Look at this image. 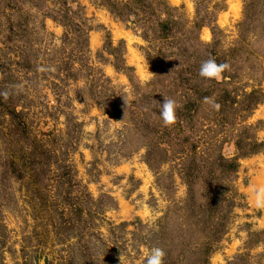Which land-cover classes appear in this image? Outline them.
<instances>
[{
    "label": "rangeland",
    "instance_id": "1",
    "mask_svg": "<svg viewBox=\"0 0 264 264\" xmlns=\"http://www.w3.org/2000/svg\"><path fill=\"white\" fill-rule=\"evenodd\" d=\"M132 1L67 0L65 12L52 0H0V93L51 153L32 177L23 161L31 141L8 140L0 96V264H142L152 247L164 250L163 264H264V210L246 196L250 182L264 183V100L253 106L245 96L264 95V0H161L160 7L143 0L151 7L134 10L116 3ZM112 10L138 15L126 21ZM142 10L169 15L175 50L161 40L157 17L145 20ZM201 20L211 25L198 28ZM11 22L25 32L11 34ZM211 50L238 56L227 62L234 79L226 88L237 102L226 110L228 123L204 104L190 134L176 139L175 123L164 126L156 114L154 129H144L137 114L149 97L174 93L168 83L178 58L167 55ZM146 61L154 75L142 82ZM223 77L215 82H229ZM238 136L262 147L238 160L236 175L221 174L212 161L234 159ZM194 145L209 160L190 190L180 158ZM216 183L232 192L210 210L207 191ZM68 220L73 228L61 232Z\"/></svg>",
    "mask_w": 264,
    "mask_h": 264
},
{
    "label": "trees",
    "instance_id": "2",
    "mask_svg": "<svg viewBox=\"0 0 264 264\" xmlns=\"http://www.w3.org/2000/svg\"><path fill=\"white\" fill-rule=\"evenodd\" d=\"M56 5H59L62 10H65V12H68L70 10L68 8V2L67 0H52ZM143 0H133L132 6H130L128 3H119L116 2L117 5H123L128 9L129 7L134 10L135 4L141 3ZM119 3V4H118ZM142 4V8L149 9L151 6H146L145 4ZM158 7L162 6V1L158 0ZM164 7V6H163ZM60 9V10H61ZM130 10V9H129ZM164 11V8H163ZM147 12H144L142 10V17L145 20H149L150 18L155 19L157 17L158 20V29L160 31L161 40H165L166 43L170 45V50L174 49L175 44V34H172V25L174 22L170 20L169 15H166L165 19H162L159 15L157 16L156 12L150 11L148 14ZM112 14L118 18H122L126 21H129L132 16H137L136 12H133L132 15L125 13V18H123L124 14H121V12H115L112 10ZM155 17V18H154ZM165 17V16H164ZM198 28H202L205 25L210 26L211 22H205L203 20L198 21ZM24 24H14L10 23L9 26V32L11 34H19L20 32H25L26 27L23 26ZM158 31V32H159ZM212 32L214 33V28H212ZM156 33V31H155ZM174 35V36H173ZM145 37V36H144ZM147 37V36H146ZM181 37V36H179ZM217 42L213 44V48H216ZM173 51V50H172ZM209 56L203 57L201 55L194 54L190 56H185L182 54H177L176 52H171L167 55V57L178 58L177 61L171 62V75L169 77V85L171 87L169 88H175L174 93L171 96H164L167 98H171L177 102L179 107L176 110V122L174 124L175 130H177V133L175 134L176 139L179 138L180 134L182 132L184 134H190L193 131L195 118L200 110H203L204 108V97H213L214 91H219L216 98H214L215 102L219 104L218 110H213V118L215 121H217L221 126H225L226 123H228V116L226 114V110L228 107H232L235 105L236 98L232 96V93L226 88L227 84L232 82L234 79V75L229 73V68L225 70L223 74V78L229 79V82H223V83H216L215 80H207L204 78H201L198 75V69L202 61L207 59H213L218 64H227L229 61L237 60V55L234 54L230 56L229 59H227L225 56H217L218 54L211 50L209 52ZM172 60H175V59ZM22 60L24 62L25 58ZM182 60V61H181ZM214 84V85H206L205 84ZM218 87V88H216ZM256 92H252L248 95H245L246 98H248L249 105L253 104V106H257L264 100V95H256ZM164 97H159L158 99L154 96L149 97V104L148 108L144 109V112L138 113L137 118L139 119L140 125L144 127V129L148 131H152L154 129L153 122L155 121L154 115H158L159 111V104L163 103ZM109 99L106 100V102H102L104 105L105 103H108ZM161 101V102H160ZM2 103V102H1ZM2 113H4V116H7L10 119V127H9V134L8 140L17 139L18 141L24 140L31 141L32 151L30 154H26L23 156V161L26 159L27 163L24 165H30L32 168L30 172H32L31 176L35 177L37 176L36 166H46L51 158V153L44 150L43 146H40L41 144L37 142L35 138L31 139L29 128L27 127V124L24 120L25 113L24 112H18L17 107L14 104L13 98H6V102L1 105ZM252 107V106H251ZM250 109V107H249ZM159 116V115H158ZM154 120V121H153ZM135 125V124H134ZM168 131L165 130V134ZM168 134V133H167ZM163 137V136H162ZM247 140L243 138V136H238V140H236V150L237 154L236 157L232 160L226 159L222 154H219L217 157H215L212 161V164L218 168L221 169V174L226 175H236L238 172V169L240 167L238 160L240 158H245L251 155H254L260 151V148L262 145H257L253 143V141L247 142L248 144H245ZM198 146L194 145L189 150L182 149L181 152V162L182 161H188V165L186 168H184V177L187 180V184L189 189L191 190L192 185L194 184L195 179H198L197 177H192L194 173L203 174L206 166L203 165L202 167H199L200 163L208 162V155H205V151L199 150L197 148ZM147 149V146H146ZM149 154V153H148ZM147 154V155H148ZM206 156V157H205ZM26 167V166H24ZM28 167V166H27ZM20 168V167H17ZM27 170V169H26ZM22 171V170H21ZM20 172V171H19ZM25 172V170L23 171ZM213 171H211L212 173ZM197 174V175H198ZM20 178H22V172H20ZM232 192L229 189H226L223 185H219L216 183L214 186L210 187L207 191V197H208V208L210 210H216L218 209L222 203H225L229 199L228 193ZM64 200L68 201V198H64ZM65 204V201H62ZM72 211L74 210L75 214L80 215L82 212V208L79 206V204L72 203ZM203 207V205H201ZM228 207V205H227ZM74 226V223L72 220H68L65 222V224L61 228V232H66L72 229Z\"/></svg>",
    "mask_w": 264,
    "mask_h": 264
},
{
    "label": "clouds",
    "instance_id": "3",
    "mask_svg": "<svg viewBox=\"0 0 264 264\" xmlns=\"http://www.w3.org/2000/svg\"><path fill=\"white\" fill-rule=\"evenodd\" d=\"M206 38V36H205ZM146 69L140 74L139 78L142 82L149 80L152 74L148 69L149 65L146 61ZM229 68L227 64H218L213 59H207L201 62L198 75L207 80L219 81L222 73ZM7 92L0 93V96L7 98ZM164 97V96H163ZM124 99V98H123ZM203 102L209 105L213 110L219 109V104L211 97H204ZM125 103V101H124ZM159 104L158 115L164 126L172 125L176 122V110L179 107L177 102L171 98L164 97L163 103ZM114 122V121H113ZM120 122V121H119ZM115 122V123H119ZM246 196L249 204L256 210H264V183L250 182L246 187ZM144 215H148L147 212ZM165 252L160 247H152L145 250L142 264H163ZM121 264V262H120Z\"/></svg>",
    "mask_w": 264,
    "mask_h": 264
}]
</instances>
